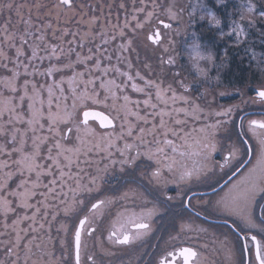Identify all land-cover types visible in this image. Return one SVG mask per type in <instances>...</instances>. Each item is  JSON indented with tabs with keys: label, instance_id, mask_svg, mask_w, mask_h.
I'll return each mask as SVG.
<instances>
[{
	"label": "snow or ice",
	"instance_id": "1",
	"mask_svg": "<svg viewBox=\"0 0 264 264\" xmlns=\"http://www.w3.org/2000/svg\"><path fill=\"white\" fill-rule=\"evenodd\" d=\"M240 4L241 20L255 25L256 4ZM113 6L123 23L104 15ZM175 7L0 0V264H210L209 251L224 264H264V114L210 102L222 81L201 66L216 57L196 33L188 47L204 90L194 95L172 71L180 29L160 17L181 20ZM187 8L189 24L198 16L238 45L247 39L236 21L224 31L204 0ZM134 39L159 53L144 73L129 56ZM256 95L264 104V85ZM169 214L179 218L174 234L154 237ZM153 239L135 261L117 255Z\"/></svg>",
	"mask_w": 264,
	"mask_h": 264
},
{
	"label": "rangeland",
	"instance_id": "2",
	"mask_svg": "<svg viewBox=\"0 0 264 264\" xmlns=\"http://www.w3.org/2000/svg\"><path fill=\"white\" fill-rule=\"evenodd\" d=\"M119 0H107V3L109 4H114L117 3ZM103 2V0H102ZM158 3H163L164 5H167L170 0H157ZM254 2V0H253ZM16 3L20 4V3H25V4H31L32 0H16ZM194 3V2H193ZM187 4H188V0H176V7L174 8V11L179 12V9L184 8L183 12H180V16L182 17L181 20L179 21H172L169 20L167 16L162 15L160 18L163 19L165 22L171 23L174 29L179 28L180 32L177 33H173V39L176 41V59H177V63L175 65H171L169 66L172 71L174 72H181L182 76L185 78L186 82H190L191 83V89L194 95L199 96V94L204 90L205 85L202 83V81L200 79L197 78L194 69L192 68V63H193V59H194V54H192L190 52V49L188 47V45H190L193 41V33H196L198 38H199V42L208 50L210 51L213 55L214 53L212 52V50H210L208 48V46L205 45L206 41L201 40V36L200 34H198V32L196 31V24L198 23V21H193L191 24L188 23L189 21V17H188V11L189 9L187 8ZM129 11H131V9H129ZM104 15H109L113 18L115 17H119L120 18V23H123V18L125 13L121 10H119L117 7L113 6L111 11L109 12L107 9H105ZM143 14H141L142 17ZM101 19L103 20V16L101 17ZM13 22L14 24L18 25V21H16L15 16L13 15ZM199 22H203L199 19ZM152 24H156V19L155 17L152 20ZM244 27L245 25L242 24ZM147 27V26H146ZM160 30L163 33L167 32V29L163 28V25H159ZM246 28V27H245ZM230 31V30H229ZM128 35V34H127ZM129 39H133L131 37H128ZM120 42V41H118ZM135 45V40H133V47ZM138 48H140L141 50H143L145 53H139L140 57L142 56H147L148 59V63L153 64L152 60L155 58L157 60V56L159 55L158 52H154L152 50L146 49L142 46H140V43L137 45ZM138 53V49L135 48V51H130L129 52V56L132 59V62L134 64V66H137L140 68L141 72L144 73V69H143V65L141 66L136 65L135 61L133 59V54L137 55ZM216 57V55H214ZM152 59V60H151ZM217 61V60H216ZM157 62V61H156ZM156 62H154L153 66L156 65ZM201 66L210 69V76L215 77L216 75H213V69L215 66L207 64L205 62H201ZM142 67V68H141ZM192 74L195 76L193 78ZM146 75H150V74H146ZM221 79V77H220ZM211 90L213 92V95L211 97H209V100L211 103H213L214 105H218L219 107L223 108V107H233L236 105H239V109L236 110V115H243L244 113H249V114H255L252 116V118H261V115L258 113V110L260 109V106L257 105V103H253V101H256L255 97L250 96L247 93V90H240V89H228L226 87H222V86H216V85H211ZM257 88H260V86H258ZM256 88V89H257ZM224 93V95H220V93ZM247 94V95H246ZM223 99H228L229 101H224ZM234 99V100H233ZM233 100V101H230ZM263 105V104H262ZM232 139H235V135L233 134ZM217 159H219V156H217ZM173 188L174 190L176 189L175 186H170V188ZM171 190L169 189V194H170ZM175 195H173L174 197L177 195V191L175 190L174 192ZM174 206L175 207H179L180 205V201L178 200H174ZM174 207V208H175ZM176 221L177 223L179 222V218H175L172 214L166 215L163 219L161 218H157V223L155 225L157 231L153 233V236H160L163 239H167L169 233H173L175 230L172 227L173 221ZM216 231V230H215ZM211 232V230H210ZM187 239V238H185ZM162 242V241H161ZM156 241L153 240H149L148 243L143 247V248H135V249H125L123 254L118 253V256L122 255V258L127 262L129 260L135 261V259L138 256H142L143 252L145 250L152 252L153 251V247L155 245ZM211 243V242H210ZM162 249H156L155 253L153 256H143V260L148 261L151 259H156L159 256V252ZM212 251L207 252L206 256H211L213 255ZM211 253V254H210ZM60 253L59 251L57 252V256H59ZM205 255V253H204Z\"/></svg>",
	"mask_w": 264,
	"mask_h": 264
},
{
	"label": "trees",
	"instance_id": "3",
	"mask_svg": "<svg viewBox=\"0 0 264 264\" xmlns=\"http://www.w3.org/2000/svg\"><path fill=\"white\" fill-rule=\"evenodd\" d=\"M204 2L209 8L216 10L224 31L231 30L233 21L245 25L247 39L243 44L238 45L234 36L231 39L224 38L218 31L209 29L208 21L200 23L198 16L192 18L193 21H198L195 29L200 34L201 40L206 41L205 45L216 55L217 61L212 74L219 73L222 81L220 86L228 89L247 90V93L252 96L258 86L264 85V63H259L260 54H264V19L259 16V12L264 10V0H254L256 23L252 26L249 25L248 19L241 20V0H225L224 4L219 6L215 4V0H204ZM134 35L129 31L128 37L133 38ZM138 44L139 41L135 40L134 48L138 49V53H145L137 47ZM246 48L249 50L247 53L245 52ZM252 52L257 54L256 59L252 58ZM136 56V54L132 56L136 65L142 66L143 62L149 59L147 56L140 57L139 55L140 59L137 60ZM156 61L154 58L153 64ZM192 76L195 77L193 74ZM223 100L229 101L228 99Z\"/></svg>",
	"mask_w": 264,
	"mask_h": 264
},
{
	"label": "flooded vegetation",
	"instance_id": "4",
	"mask_svg": "<svg viewBox=\"0 0 264 264\" xmlns=\"http://www.w3.org/2000/svg\"><path fill=\"white\" fill-rule=\"evenodd\" d=\"M258 89H260V88H257L256 89V91L258 90ZM253 96L255 97V99H256V103H257V105H259L260 106V109L258 110V113L261 115V114H264V104L262 105L259 101H258V98H257V95H256V92L253 94ZM250 142H252V141H250ZM170 190H171V192H170V194L169 195H175L174 194V192H175V190L171 187L170 188ZM200 191H204V190H206V189H204V188H201V189H199ZM177 191V190H176ZM175 203V201H173V204ZM181 209H180V207H175V208H173L172 209V211H173V213L174 212H177V211H180ZM201 221L200 220H197V223H200ZM204 226H208L207 225V223H205V225ZM175 230V229H174ZM211 231H215L216 229L215 228H212V229H210ZM175 232V231H174ZM174 232H173V234H174ZM212 253V252H211ZM210 253V254H211ZM207 254V252L205 253V255ZM208 260H209V262H210V264H224V257L222 256V255H220V254H213V255H211V256H208Z\"/></svg>",
	"mask_w": 264,
	"mask_h": 264
},
{
	"label": "water",
	"instance_id": "5",
	"mask_svg": "<svg viewBox=\"0 0 264 264\" xmlns=\"http://www.w3.org/2000/svg\"><path fill=\"white\" fill-rule=\"evenodd\" d=\"M165 23H167V22H165Z\"/></svg>",
	"mask_w": 264,
	"mask_h": 264
}]
</instances>
